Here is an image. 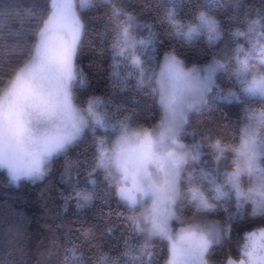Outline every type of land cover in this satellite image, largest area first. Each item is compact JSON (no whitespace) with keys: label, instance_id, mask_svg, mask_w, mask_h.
I'll list each match as a JSON object with an SVG mask.
<instances>
[{"label":"snow or ice","instance_id":"6c2138e0","mask_svg":"<svg viewBox=\"0 0 264 264\" xmlns=\"http://www.w3.org/2000/svg\"><path fill=\"white\" fill-rule=\"evenodd\" d=\"M233 4L227 19L239 26L227 29L198 0L166 9L158 22L184 51L176 43L165 47L154 25L139 22L119 0H43L29 10L23 35L9 33L10 55L0 58V168L12 182L42 179L54 157H65L66 200L84 208L116 197L108 216L119 223L81 229L80 243L64 249L66 264H264V0ZM83 8L104 9L101 35L112 36L94 52L110 58L113 95L132 93L130 104L94 95L79 103L87 85L78 63L87 31ZM178 8L191 18L182 19ZM205 36L211 53L197 48ZM189 52L210 59L188 66L181 56ZM230 70L223 98L243 112L235 135L189 133L190 114L219 89L218 73ZM141 98L156 110L145 117L147 126L137 110ZM82 143L90 157L67 159ZM81 170L83 184L74 179ZM220 213L222 221L208 219ZM241 223L253 227L234 239ZM113 237L123 241L116 255ZM224 242L227 251L217 255Z\"/></svg>","mask_w":264,"mask_h":264},{"label":"trees","instance_id":"16d2710c","mask_svg":"<svg viewBox=\"0 0 264 264\" xmlns=\"http://www.w3.org/2000/svg\"><path fill=\"white\" fill-rule=\"evenodd\" d=\"M245 2L250 5L258 6L259 4V0H245ZM42 3L43 0H0V58L7 60L10 55L9 46L13 38L9 33L18 32L23 35L31 24L28 17L29 10L38 9ZM179 3L180 0H119L120 6L135 15L139 22L154 25L165 47L169 43H176L177 47L184 51L178 41L170 40L165 34L166 25H161L157 19L163 16L166 9ZM198 3L211 17L221 21L225 29L239 26L238 21L229 22L227 19L234 15L233 0H207L206 4L203 0H198ZM177 11L182 19L191 18L187 8L183 10L178 8ZM80 12L82 21L87 25V31L83 35V47L80 49L78 58L79 67L82 68L87 81L86 87L77 93L80 105L93 95L101 98L111 97L114 104H130L132 93L113 95L110 58L101 60L94 52V48L107 46L112 36L111 32L101 35L104 32L103 20L99 18L103 16L104 9L83 8ZM142 34L147 36V30H143ZM206 40L207 37H203L197 48L211 53L213 49L208 47ZM181 59H186L188 66H191L193 60L204 63L205 59H210V55L202 59L194 52H189L187 57L181 56ZM230 74L231 70L218 73L219 89H214L209 94L207 104L202 106L200 111L190 114V123L186 126L189 133L211 131L214 138H229L235 135V129L239 126L243 115L240 104L235 100L229 103L224 98L222 100L214 96L228 95V89L231 87ZM141 100L142 102L137 106L140 112L139 119L147 126L151 121L145 120V117L150 111L155 114L156 110L147 107L149 101H144L143 98ZM126 114L121 113V118ZM225 124H230L231 127H223ZM196 139H200V136L197 135ZM191 140L192 137L188 136L187 142ZM84 156L90 157L87 143L72 149L67 159L76 160L77 157L83 159ZM65 159V157H54L44 177L37 180L22 179L19 182H12L6 170L0 168V264H66L64 249L70 248L72 243H80L77 236L80 235L81 229L96 225L99 231H104L109 223H119L114 215L111 218L108 216L110 209L117 210L114 195L108 197V203H105L104 199H96L91 206L84 208L77 207L75 198L66 200L65 197L70 189L61 179ZM205 159L211 162L214 154L209 151ZM74 179H79L83 184V170L81 175L74 176ZM99 179L103 181L102 171ZM230 211H235L234 205ZM208 219L222 221L223 214L211 215ZM252 227L248 223L236 225L233 238L235 239L237 234H245ZM119 235L118 230L116 236ZM111 242L116 245L112 255L123 250L122 240L117 241L113 237ZM227 248V242H224L222 247L217 246V255L226 252ZM84 250L89 251L87 247Z\"/></svg>","mask_w":264,"mask_h":264},{"label":"rangeland","instance_id":"374dc122","mask_svg":"<svg viewBox=\"0 0 264 264\" xmlns=\"http://www.w3.org/2000/svg\"><path fill=\"white\" fill-rule=\"evenodd\" d=\"M73 2L74 3H76V4H79L80 3V0H73ZM81 9H79V11H80ZM215 96V98H217V99H222L223 100V97H219V96H216V95H214ZM6 170V169H5ZM6 172H7V170H6ZM8 173V172H7ZM9 175V174H8ZM10 177V176H9ZM22 179H26V178H22ZM21 179V180H22ZM30 180V179H29ZM35 180H37V179H35ZM19 182V181H18Z\"/></svg>","mask_w":264,"mask_h":264}]
</instances>
